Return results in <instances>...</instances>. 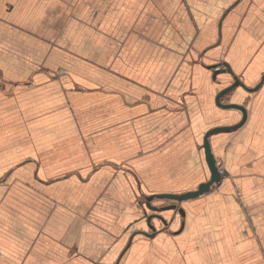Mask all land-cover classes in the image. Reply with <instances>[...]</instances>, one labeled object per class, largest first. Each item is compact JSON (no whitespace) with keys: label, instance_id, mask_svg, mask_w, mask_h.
Listing matches in <instances>:
<instances>
[{"label":"crops","instance_id":"crops-1","mask_svg":"<svg viewBox=\"0 0 264 264\" xmlns=\"http://www.w3.org/2000/svg\"><path fill=\"white\" fill-rule=\"evenodd\" d=\"M259 8L264 0H0V264H83L86 250L59 244L110 236L117 205L128 225L141 219L114 260L95 264H122L130 248L128 264H262ZM227 65L234 76H213ZM235 76L244 86L221 102L237 107L224 108L217 95ZM245 113L242 126L209 134ZM206 134L229 175L224 186L181 202L158 198L195 190L210 171ZM102 178L115 204L95 207L88 221L86 196ZM148 200L163 217L149 214ZM164 225L180 234L179 245L165 242L178 251L158 257L172 237L158 234Z\"/></svg>","mask_w":264,"mask_h":264},{"label":"rangeland","instance_id":"rangeland-1","mask_svg":"<svg viewBox=\"0 0 264 264\" xmlns=\"http://www.w3.org/2000/svg\"><path fill=\"white\" fill-rule=\"evenodd\" d=\"M263 12H264V9L259 8L258 14L254 17V20L252 21V23H254L252 25V27L253 28L256 27V30H255V34L257 33L256 37L260 41L264 39V13ZM259 15H262L261 19L259 18ZM222 53H224V52H222ZM219 54H220V52H218L217 55H219ZM224 54H226V53H224ZM217 55L215 57H213V58L214 59L218 58ZM254 71H255V73H257L258 72V68H255ZM245 72H246V70L243 71V73H245ZM231 99H233L232 95L229 96V98L227 100L229 101ZM174 102H175L174 103L175 105L173 107L174 108L173 109L174 110L173 113L175 115H177V116L178 115L180 116L184 112V106H183V104L180 101L177 102L175 100ZM245 102L247 104H252L253 99L252 98H247L245 100ZM174 121L175 120H172V122H174ZM179 127L180 126L177 125L176 128L179 130ZM180 130H183L182 132H184L185 128L181 127ZM184 137H186V136H182V138H184ZM169 141H171L169 138H167L165 141H163L160 149L163 146L168 145ZM175 163L173 162L171 165H168L167 168H170ZM217 165L219 167V170H222L223 172H225L224 174H222L223 175L222 182H223L224 179H228L229 178V175H226V171H225L226 167H225L224 161L223 160L218 161ZM203 166L205 168V164ZM204 170H205V173H204L203 177H200L201 179L198 180V181H201L200 183H202L204 181H208L210 179V175H211L210 171L207 168H205ZM229 181H231V180H229ZM7 182L8 181H6L5 184ZM109 182L110 181L106 180V178H102V180H99V182L97 183L96 187H92L91 188L92 192L94 191L96 194L92 195V196H86V198H90L89 204L91 205V208H88V209L84 210L83 211V216H89V220L88 221H90L92 218L97 219L96 214L98 212L96 211V209H94L95 207H101L102 205L106 206V205H114L115 204V202L113 200V196L110 193L112 186H111V184ZM222 182L220 184H214L212 186V190L209 193H214V192L218 193L220 191L221 187L224 186V184ZM199 184L196 185V186L198 187ZM96 189H97V191H96ZM5 192L6 191L4 189H1L0 190V197L5 195L4 194ZM151 201L148 200V202L150 204L152 203ZM138 204L140 205L139 202H138ZM114 213L116 214L117 218L119 219V222H118V219H114L113 220L114 224H112V225L114 227H113V229H111V231L109 229V235L110 236H108V235L107 236H102L101 241L97 242L96 240H97L99 234L97 235L95 233L94 236H93V239L95 241H92L89 244H85V243H81V242H76L75 244L74 243H71V244L70 243H62V244H59V249L60 250L61 249H65L66 252H72L73 254H76L81 249H82V251L86 250L85 253L82 254V256H83V259H82L83 264H95L97 261L104 260L105 257L108 256V255H111L112 256L111 258L114 260V258L117 255V252L121 249V247L125 243L128 234L137 227L136 224L141 219V215L139 214L140 218L138 220L131 221L129 223V225H128L125 222V220L122 221V219H121V210H120V207L118 205H117L116 211ZM149 214L150 215H154V216L160 215V213L157 212V211L149 212ZM160 216H162V215H160ZM99 227H101V226L97 227V229H96L97 231L100 230ZM106 227L109 228L108 226H106ZM159 233H162L161 235L172 236V237H168V238L163 239L162 245L165 246L166 248H162V249L158 250L159 252H161V254H159L158 257H162L161 255L168 257V254H172V251H178L177 249H174L173 247L170 248V246L166 245L165 242H167V239L171 238V240L173 242H175V244L179 245V243L176 240V238H179L180 234L178 235V237H174L176 234H174L172 232V230H170V228H167L166 225L162 226L160 228V230H158V234ZM150 234L154 235L155 234L154 230H152V232H150ZM148 244H150V246H149V248H147V250H149L150 252H153V251L156 250V249L154 250V247H156V246L153 244V242H150ZM258 246H259V252L260 251L263 252V254H262L263 258L261 259V261H262V264H264V243L263 242H259ZM130 250H132V248H130ZM130 250L127 252V256L125 255L123 257V261H122L123 263L121 262L122 264H128L129 261L131 260V257L133 256V254L130 252ZM73 258H74L73 255H71L70 257H69V255H67V259H73ZM166 261L167 260H163L162 264H166ZM111 263H113V261ZM119 263H120V261H119ZM113 264H116V263H113ZM259 264H261V263H259Z\"/></svg>","mask_w":264,"mask_h":264},{"label":"water","instance_id":"water-1","mask_svg":"<svg viewBox=\"0 0 264 264\" xmlns=\"http://www.w3.org/2000/svg\"><path fill=\"white\" fill-rule=\"evenodd\" d=\"M219 72H224V73H229L231 75L234 76V72L231 70V68H229V66L227 65L226 66V69H215L214 70V77L219 73ZM235 81L230 85L228 86L227 88L223 89L220 91V93L217 95V104L221 105L222 107L224 108H234V107H237L235 104H223L221 102V97L230 92L231 90H233L234 88H236L237 86L239 85H243V83L240 81V79L235 76ZM243 112L246 111L245 109H243ZM246 120V113L244 114L243 116V120L241 123H239L238 125H234V126H226V127H222V128H218L216 130H213V131H210L209 134H212L214 132H217V131H225V130H232L233 128H237V127H240L243 125V123L245 122ZM209 134H206L205 138H204V144H203V147L205 149V154H206V160H207V164H208V167L210 169V179L208 181H204L202 183L199 184V186L195 189V190H191V191H188V192H184V193H180V194H173V193H161V194H157L156 196L158 198H161V199H172V200H176V201H184V200H188V199H193V198H197L203 194H206V193H209L211 190H212V186L214 184H220L222 182V179H223V176L219 170V167L217 165V159L216 157L214 156L213 152H212V149H211V145L209 143ZM153 198V197H152ZM149 208H151V210H154L155 211V206L153 205H150V203H147ZM177 208V204H171V205H168L166 206V208L164 209H176ZM179 212L181 214H184V210L182 208L179 209ZM158 218L160 217V215H156ZM162 220H164L162 218ZM165 221V220H164Z\"/></svg>","mask_w":264,"mask_h":264},{"label":"built area","instance_id":"built-area-1","mask_svg":"<svg viewBox=\"0 0 264 264\" xmlns=\"http://www.w3.org/2000/svg\"><path fill=\"white\" fill-rule=\"evenodd\" d=\"M221 174H224L225 172H223L222 170H220ZM223 176V175H222Z\"/></svg>","mask_w":264,"mask_h":264}]
</instances>
